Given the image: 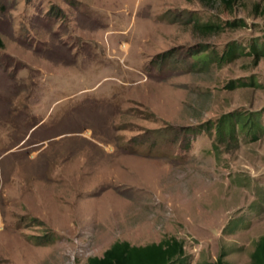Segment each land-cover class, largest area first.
<instances>
[{
    "label": "rangeland",
    "instance_id": "374dc122",
    "mask_svg": "<svg viewBox=\"0 0 264 264\" xmlns=\"http://www.w3.org/2000/svg\"><path fill=\"white\" fill-rule=\"evenodd\" d=\"M230 1L0 0V112L21 106L0 125V264L169 236L190 264H248L264 134L239 121L264 126V0Z\"/></svg>",
    "mask_w": 264,
    "mask_h": 264
},
{
    "label": "trees",
    "instance_id": "16d2710c",
    "mask_svg": "<svg viewBox=\"0 0 264 264\" xmlns=\"http://www.w3.org/2000/svg\"><path fill=\"white\" fill-rule=\"evenodd\" d=\"M225 2L230 4L231 1L225 0ZM226 23L228 26L234 25L232 21ZM200 28L214 30L219 28V26L214 23H203L200 25ZM3 46L4 43L0 36V48H3ZM225 54L229 56L237 54V52L235 48L230 47ZM254 54L256 56H264V45L255 49ZM258 116L247 114L239 121L241 128L250 132L253 140L257 139L262 133L264 134V126L261 124L260 117ZM234 118L227 115L217 126V133L221 139L227 134L229 139L236 140ZM232 226L234 228L236 223H233ZM36 242L44 244L40 241ZM222 255L223 252L212 263L204 261L196 264H223ZM86 264H190V262L185 255L183 242L174 236H169L158 242H151L145 245H132L126 240H117L105 249L101 256L88 257ZM248 264H264V235L259 236L254 242L253 250L249 254Z\"/></svg>",
    "mask_w": 264,
    "mask_h": 264
},
{
    "label": "crops",
    "instance_id": "0c3cea01",
    "mask_svg": "<svg viewBox=\"0 0 264 264\" xmlns=\"http://www.w3.org/2000/svg\"><path fill=\"white\" fill-rule=\"evenodd\" d=\"M13 99L11 100L13 107H7L6 110H4L2 113L0 112V125L3 127H9L10 130L12 129L15 131L16 129H21V113L19 112V109H21L20 102H19V96H17L18 103L16 105V96L13 95ZM16 145H14L15 147Z\"/></svg>",
    "mask_w": 264,
    "mask_h": 264
}]
</instances>
